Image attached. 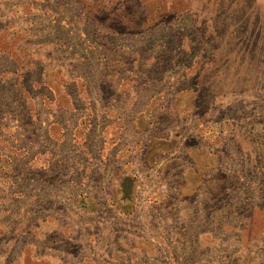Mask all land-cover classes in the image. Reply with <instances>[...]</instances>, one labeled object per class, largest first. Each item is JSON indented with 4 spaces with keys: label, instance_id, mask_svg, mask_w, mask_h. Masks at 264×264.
<instances>
[{
    "label": "rangeland",
    "instance_id": "374dc122",
    "mask_svg": "<svg viewBox=\"0 0 264 264\" xmlns=\"http://www.w3.org/2000/svg\"><path fill=\"white\" fill-rule=\"evenodd\" d=\"M0 264H264V0H0Z\"/></svg>",
    "mask_w": 264,
    "mask_h": 264
},
{
    "label": "trees",
    "instance_id": "16d2710c",
    "mask_svg": "<svg viewBox=\"0 0 264 264\" xmlns=\"http://www.w3.org/2000/svg\"><path fill=\"white\" fill-rule=\"evenodd\" d=\"M61 108L62 107H60V110ZM49 109L51 108L49 107ZM56 110H59V109H56ZM127 175L129 174H123L121 176L112 175L109 182L104 186V189H105L106 194L110 198V201L116 208H118V210H121L122 212H125L126 214H130L133 209L132 206H135L133 197L135 196L134 191L136 188L132 189V191L133 190L134 191L131 192L129 189L125 190V186L128 185V188H129V186L132 184L133 186L136 187L137 177L136 176L134 177L132 175L127 176ZM125 178L127 179L126 181L128 182L127 185L122 184ZM73 201L76 204H79L80 206H85V208H87V206L91 202V198L88 195H79L78 197H74ZM128 204H130L129 207L125 208V206H128Z\"/></svg>",
    "mask_w": 264,
    "mask_h": 264
},
{
    "label": "crops",
    "instance_id": "0c3cea01",
    "mask_svg": "<svg viewBox=\"0 0 264 264\" xmlns=\"http://www.w3.org/2000/svg\"><path fill=\"white\" fill-rule=\"evenodd\" d=\"M66 174H68V173H64V174L62 175V181H63V183H64V182H69V180H70V177H69L68 175L66 176ZM64 175H65L66 178H64ZM63 183H62V184H63Z\"/></svg>",
    "mask_w": 264,
    "mask_h": 264
}]
</instances>
